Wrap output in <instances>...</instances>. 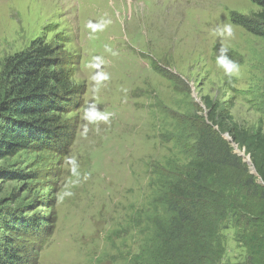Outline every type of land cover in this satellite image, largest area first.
<instances>
[{
    "label": "rangeland",
    "instance_id": "rangeland-1",
    "mask_svg": "<svg viewBox=\"0 0 264 264\" xmlns=\"http://www.w3.org/2000/svg\"><path fill=\"white\" fill-rule=\"evenodd\" d=\"M258 11L248 0H0V70L43 37L85 89L65 116L70 147L0 161V217L42 222L40 236L16 238L27 264H131L161 169L188 162L194 118L210 124L205 99L242 132L264 131V39L231 22ZM225 53L238 71L217 62ZM224 237V264H240L233 231Z\"/></svg>",
    "mask_w": 264,
    "mask_h": 264
},
{
    "label": "trees",
    "instance_id": "trees-1",
    "mask_svg": "<svg viewBox=\"0 0 264 264\" xmlns=\"http://www.w3.org/2000/svg\"><path fill=\"white\" fill-rule=\"evenodd\" d=\"M248 1L259 11L250 17L232 15L231 22L264 39V0ZM67 59L61 46L39 37L3 61L0 161L21 152L70 147L74 126L65 116L81 108L85 89L71 83ZM204 106L210 124L194 118L189 126L195 143L188 162L181 168L167 163L161 169L165 181L157 186L143 222L146 236L131 264H224V233L229 230L242 252L240 264H264V131L244 133L225 113L215 115L217 107L209 99ZM214 127L244 150L255 175ZM41 225L24 217H0L2 233L10 235L0 238V264L32 261L26 243L15 241L40 236Z\"/></svg>",
    "mask_w": 264,
    "mask_h": 264
},
{
    "label": "clouds",
    "instance_id": "clouds-1",
    "mask_svg": "<svg viewBox=\"0 0 264 264\" xmlns=\"http://www.w3.org/2000/svg\"><path fill=\"white\" fill-rule=\"evenodd\" d=\"M220 65L225 67L228 73H232L234 71H238V65L235 64L234 62L230 61L227 59L226 53L224 56L218 57L217 61Z\"/></svg>",
    "mask_w": 264,
    "mask_h": 264
},
{
    "label": "water",
    "instance_id": "water-1",
    "mask_svg": "<svg viewBox=\"0 0 264 264\" xmlns=\"http://www.w3.org/2000/svg\"><path fill=\"white\" fill-rule=\"evenodd\" d=\"M240 157H243V155L241 154ZM245 164L250 168V173L255 175V170L250 162V160H246ZM259 184H261V182H259Z\"/></svg>",
    "mask_w": 264,
    "mask_h": 264
}]
</instances>
